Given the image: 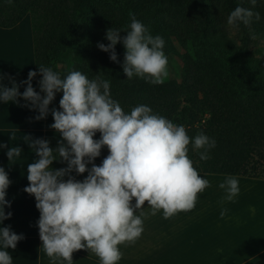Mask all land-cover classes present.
Returning a JSON list of instances; mask_svg holds the SVG:
<instances>
[{
    "label": "clouds",
    "instance_id": "clouds-1",
    "mask_svg": "<svg viewBox=\"0 0 264 264\" xmlns=\"http://www.w3.org/2000/svg\"><path fill=\"white\" fill-rule=\"evenodd\" d=\"M250 2L255 7L257 0ZM253 17L258 21L260 14L238 6L227 17V26H249ZM121 32L108 29L105 39L109 43H99V50L109 53L112 62H118L115 48L122 43L126 50L122 68L127 79L136 76L162 85L168 76L163 38L151 35L134 16L127 35L122 38ZM38 67L43 96L32 85L37 72L30 71L23 82L26 88L22 96L19 86L13 83L11 88L4 86L0 90V100L17 102L20 97L38 111L35 119L42 120L49 114L56 93L62 92L60 110H51L54 123L50 125L62 142L53 150L46 140L30 138L37 159L27 165L29 184L24 191L34 196L40 213L37 223L42 249L52 264H73V253L80 250L97 256L100 264H118L122 258L119 246L134 244L142 235L147 215L143 210L145 202L152 216L162 210L164 219L195 207L199 194L210 187V182L201 178L193 166L188 147L191 143L200 160L206 161L215 140L201 133L193 141L182 125L153 114L143 104L126 114L111 98L107 80H89L80 71L61 78L52 68ZM97 132L99 140L94 139ZM105 147L109 154L97 166L94 161ZM21 152L18 146L8 147L6 155L12 161ZM57 160L67 167L51 169ZM88 164L92 165L90 169ZM73 171L88 174L81 182L70 175ZM10 183L7 172L0 168V223L12 215L4 211L11 207L6 200ZM218 187L225 192L221 203L232 202L240 191L239 179L228 176ZM227 211L221 209V219ZM23 238L10 227L0 228V247L5 249L0 250V264H12L7 249L15 250Z\"/></svg>",
    "mask_w": 264,
    "mask_h": 264
},
{
    "label": "trees",
    "instance_id": "trees-1",
    "mask_svg": "<svg viewBox=\"0 0 264 264\" xmlns=\"http://www.w3.org/2000/svg\"><path fill=\"white\" fill-rule=\"evenodd\" d=\"M238 6L260 14L258 21L253 17L249 26L241 24L238 28L243 34L241 49L248 51L253 40L251 32L264 25L263 6L259 2L253 7L250 0H0V27H15L30 12L45 16L41 29L35 17L32 23L38 93L42 79L40 65L52 68L61 78L71 71H80L89 80L97 77L107 80L111 98L126 114L143 104L153 114L182 125L193 141L201 133L215 140L206 161L200 160L191 143L188 147V157L200 174L264 179V175L260 177L257 173L259 167L264 168L261 85L241 90L227 67L219 65L214 58L198 57L208 51L206 43L200 41L207 42L209 36L215 35L223 23V15L229 16ZM132 16L151 35L163 38V49L172 45L173 37L182 46L191 38L197 41L199 53L186 63L181 82L153 85L136 76L127 79L122 68L126 51L123 44L118 43L115 48L118 62H112L109 53L99 50V43L106 46L109 43L105 39L108 29L122 31V38L127 35ZM74 58L84 65H71ZM239 91H247V95ZM61 98L62 92L56 93L49 108L60 110ZM94 139H100L99 132ZM108 154L107 147L103 148L95 161L102 163Z\"/></svg>",
    "mask_w": 264,
    "mask_h": 264
},
{
    "label": "crops",
    "instance_id": "crops-1",
    "mask_svg": "<svg viewBox=\"0 0 264 264\" xmlns=\"http://www.w3.org/2000/svg\"><path fill=\"white\" fill-rule=\"evenodd\" d=\"M30 71L36 72L32 26L23 20L12 28L0 27V90L15 83L22 96L26 88L23 82ZM32 85L38 92L37 76ZM51 110L46 118L36 120L38 111L22 98L18 97L17 102L0 100V145L22 150L20 157L9 161L8 147H0V168L7 172L11 182L6 193L11 207L4 211L12 214L0 223V228L10 227L24 237L15 250L7 249L12 264H52L42 249L35 198L24 191L29 184L27 165L37 159L30 138L46 140L53 150L62 142L60 134L50 127L54 123ZM50 167L58 170L67 164L57 160ZM87 174L77 175L73 171L70 175L82 182ZM200 176L210 182V187L199 194L190 211L164 219L162 210L152 216L145 202L143 210L147 215L143 218L142 235L134 244L119 246L122 258L118 264H264V179L235 176L239 179V194L232 202L221 203L225 192L218 185L228 175ZM222 208L228 210L223 219ZM72 260L73 264H100L99 258L87 250L74 252Z\"/></svg>",
    "mask_w": 264,
    "mask_h": 264
},
{
    "label": "rangeland",
    "instance_id": "rangeland-1",
    "mask_svg": "<svg viewBox=\"0 0 264 264\" xmlns=\"http://www.w3.org/2000/svg\"><path fill=\"white\" fill-rule=\"evenodd\" d=\"M258 1L264 10V0H257V3H259ZM34 17L40 23L39 29H41L45 23V16L41 12H36L35 16L30 12L24 18L25 23L32 26ZM227 17L228 14L225 13L222 25L213 33L215 35L209 36L207 42L205 40L200 41L201 44L206 43L208 51L201 53L198 57H204L205 59L214 58L219 65L227 67L234 78V83L238 84L241 90L246 87L252 89L261 85V89L264 92V25L263 28L259 26L253 29L251 32L253 40L248 44V51H245L243 48L241 49L243 46V34L238 29H230L227 26ZM197 45L198 43L194 38H191L186 46H182L175 37L172 38V45L167 49H163L168 58V76L164 82L182 81L186 63L190 58H196L199 53L198 48H196ZM70 63L73 66L84 65L79 58H74V61L71 60ZM239 92L242 95H247V91ZM257 173L260 177L264 175L263 166L259 167Z\"/></svg>",
    "mask_w": 264,
    "mask_h": 264
}]
</instances>
